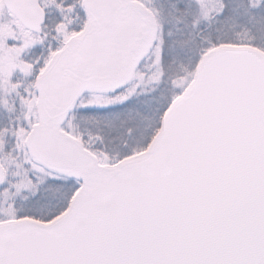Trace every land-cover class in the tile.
<instances>
[{
  "label": "snow or ice",
  "instance_id": "1",
  "mask_svg": "<svg viewBox=\"0 0 264 264\" xmlns=\"http://www.w3.org/2000/svg\"><path fill=\"white\" fill-rule=\"evenodd\" d=\"M0 264H264V0H0Z\"/></svg>",
  "mask_w": 264,
  "mask_h": 264
}]
</instances>
